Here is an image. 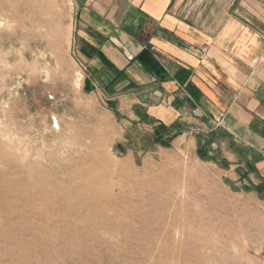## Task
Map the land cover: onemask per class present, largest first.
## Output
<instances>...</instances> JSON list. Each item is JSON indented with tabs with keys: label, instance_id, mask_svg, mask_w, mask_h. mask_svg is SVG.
<instances>
[{
	"label": "rangeland",
	"instance_id": "obj_1",
	"mask_svg": "<svg viewBox=\"0 0 264 264\" xmlns=\"http://www.w3.org/2000/svg\"><path fill=\"white\" fill-rule=\"evenodd\" d=\"M75 6L0 0V264H264L263 194L84 91Z\"/></svg>",
	"mask_w": 264,
	"mask_h": 264
},
{
	"label": "crops",
	"instance_id": "obj_2",
	"mask_svg": "<svg viewBox=\"0 0 264 264\" xmlns=\"http://www.w3.org/2000/svg\"><path fill=\"white\" fill-rule=\"evenodd\" d=\"M75 1L84 91L133 152H195L264 195V0Z\"/></svg>",
	"mask_w": 264,
	"mask_h": 264
}]
</instances>
